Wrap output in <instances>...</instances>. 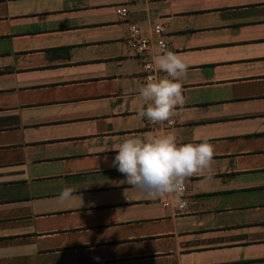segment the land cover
I'll return each instance as SVG.
<instances>
[{"label": "crops", "instance_id": "0c3cea01", "mask_svg": "<svg viewBox=\"0 0 264 264\" xmlns=\"http://www.w3.org/2000/svg\"><path fill=\"white\" fill-rule=\"evenodd\" d=\"M126 22L188 65L167 131L215 148L184 211L112 166L147 132L141 65L161 54L137 57ZM0 264H264V0H0Z\"/></svg>", "mask_w": 264, "mask_h": 264}, {"label": "clouds", "instance_id": "9594fccd", "mask_svg": "<svg viewBox=\"0 0 264 264\" xmlns=\"http://www.w3.org/2000/svg\"><path fill=\"white\" fill-rule=\"evenodd\" d=\"M151 63L165 76H149L137 89V113L138 118L159 125L169 121L177 107L185 103L182 81L187 76L188 65L181 55L172 51L152 57ZM111 149L117 153L112 166L125 175L128 185L151 200L171 195L180 211L189 205V201L182 199L187 180L197 174L209 181L213 178L215 148L208 138L181 143L174 132L150 131L125 137ZM76 191L64 187L57 197L58 203L70 202L77 196Z\"/></svg>", "mask_w": 264, "mask_h": 264}, {"label": "built area", "instance_id": "2783aa9c", "mask_svg": "<svg viewBox=\"0 0 264 264\" xmlns=\"http://www.w3.org/2000/svg\"><path fill=\"white\" fill-rule=\"evenodd\" d=\"M115 14L121 20L127 21L129 12L126 9V7L121 5L115 8ZM126 24L129 33V37H128L129 47L137 57H139L140 59L145 58L152 46H155L161 53L165 52L167 48V43L164 40V36H163L164 31L161 25L154 24L149 28V30L145 31L135 23L126 22ZM141 68H142V79L144 83L146 82L149 76L158 78V75L150 61L142 62ZM145 123H146L147 132L150 131L155 132L156 128H160L162 131H167L169 128H171L174 125V121L172 119L159 125L153 124L147 119H145ZM168 197H173V196L169 195L160 199V203L162 206H167L169 204L167 200ZM186 197H187V183L185 186V191L182 199L186 200Z\"/></svg>", "mask_w": 264, "mask_h": 264}]
</instances>
